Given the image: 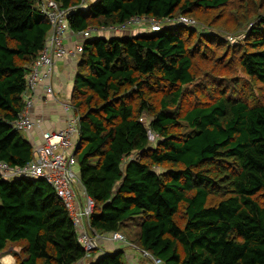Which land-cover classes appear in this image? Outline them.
<instances>
[{"label": "trees", "instance_id": "1", "mask_svg": "<svg viewBox=\"0 0 264 264\" xmlns=\"http://www.w3.org/2000/svg\"><path fill=\"white\" fill-rule=\"evenodd\" d=\"M54 1L67 11L66 45H83L71 102L92 228L123 233L162 264H264V0ZM42 3L0 0V163L11 166L34 156L13 123L53 30ZM138 16L191 17L214 32L176 23L81 34ZM9 247L16 264L88 256L43 179L0 178V258ZM124 257L117 247L89 264H129Z\"/></svg>", "mask_w": 264, "mask_h": 264}, {"label": "built area", "instance_id": "2", "mask_svg": "<svg viewBox=\"0 0 264 264\" xmlns=\"http://www.w3.org/2000/svg\"><path fill=\"white\" fill-rule=\"evenodd\" d=\"M42 8L46 16L53 24V30L47 40L43 52L34 61L27 78V90L25 93V105L20 116L13 123L17 130L31 132L34 128L41 127L46 122L43 115L35 116L32 112L38 98L37 88L45 85L46 96L56 97L53 81L56 75V62L65 58L79 56L83 51L81 42L76 48L66 45L65 22L67 11L61 9L54 0H43ZM184 24L197 26L198 22L191 17H179L175 19L166 18L164 21L158 18L138 16L131 18L124 24L117 26H102L101 28H90L81 34L85 38L94 35L113 34L118 31H129L143 29L150 32H158L164 26L162 24ZM46 102V100H42ZM62 111L69 114L66 126L59 129H41L42 141L34 143L33 159L24 166H11L0 163V177L3 179L29 178L43 179L55 190L58 198L65 205L72 219L79 242L87 255L97 249L106 251L101 245L103 240L127 242L134 248L126 236L121 232H113L107 235L99 234L91 226V216L95 209L94 200L87 194L86 188L77 171V147L80 137V117L75 113L76 108L71 100H55ZM42 128V127H41ZM143 255L152 264H162L163 260L153 256L147 251Z\"/></svg>", "mask_w": 264, "mask_h": 264}, {"label": "crops", "instance_id": "3", "mask_svg": "<svg viewBox=\"0 0 264 264\" xmlns=\"http://www.w3.org/2000/svg\"><path fill=\"white\" fill-rule=\"evenodd\" d=\"M71 39L69 40V42ZM68 42V43H69ZM79 56L75 57H69L67 61L70 59V63L66 64L64 62V65H60V61H57L55 66H56V75H55V80L53 81L54 88H55V94L56 97H51L46 96L45 94V85L41 84L37 88V93H38V98L36 101V105L33 107L32 112L35 113V116H41L43 115L46 117V122L41 126L40 128H34L31 132H27V139L31 141L32 143H39L42 141V136H41V129L47 130V129H59L64 126H66V120L69 116V114H66L65 112L62 111L61 107L56 103L55 100H62V102L66 100H71L72 96V91H73V85H74V77H75V72L77 68V58ZM66 61V62H67ZM66 79L68 81L70 80L73 85L71 89L68 88ZM69 83V82H68ZM42 100H46V102H43ZM109 242V241H107ZM119 242V241H117ZM122 244V243H116L114 242L112 245L107 244L106 241H103V246H105V250L108 251H113L117 247H123L125 248V254L126 258L129 262V264H152V262H141V259L139 256L136 255V248L132 247L131 245ZM99 252V251H98ZM98 252L94 255H90L85 261L79 262L78 264H87V261L89 262H95L96 258H98ZM90 258V260H89ZM144 258V257H143ZM14 259L8 258V262H12Z\"/></svg>", "mask_w": 264, "mask_h": 264}, {"label": "rangeland", "instance_id": "4", "mask_svg": "<svg viewBox=\"0 0 264 264\" xmlns=\"http://www.w3.org/2000/svg\"><path fill=\"white\" fill-rule=\"evenodd\" d=\"M196 20V19H195ZM197 21V20H196ZM198 22V25L197 26H194V25H184V24H182V25H184V26H187V27H190V28H192V27H194L196 30H198V31H200V30H202L203 32H206V31H211L212 32V34H213V30L211 29V30H209L208 29V27L207 26H205V24L203 23V22H200L199 20L197 21ZM135 31H142V30H140V29H134ZM202 31H200V32H202ZM130 32H132V31H130ZM217 32H219V31H217ZM220 33L221 34H223V35H225V36H228V39L229 40H239V39H241L242 38V35H240V34H237V33H223V32H221L220 31ZM120 35H121V33H119ZM118 34V35H119ZM77 58V61H79V58L80 57H76ZM62 62H60V65H64V62L66 63V64H68V63H70V59L67 61V58H65V60H61ZM67 61V62H66ZM77 65H78V63H77ZM66 82H67V85H68V88L69 89H71V87H72V85H73V83L69 80L68 81V79H66ZM69 82V83H68ZM21 133V135L22 136H24V137H27V132H25V131H21L20 132ZM151 139L153 140L154 139V136H153V134L151 133ZM128 227H123L122 228V230H124V232L126 233V234H128V233H132L133 234V232L137 229V220H133V223H129L128 225H127ZM13 248L15 249V247H9L7 250V253L5 254V255H3L2 256V258H0V264H16V260H15V258H14V255H13ZM98 252V251H97ZM96 251H94L93 253H92V255L94 254H96L97 253ZM136 253V255L137 256H139L140 257V259H141V262H146V258H143V256L139 253V252H135ZM102 255V251L100 250L99 252H98V256L97 257H99V256H101ZM8 258H12V259H14V261L12 260V262L10 263V262H8L7 261V259ZM89 260H90V258H89ZM124 260L126 261V262H128L127 261V259H126V257H124ZM148 262H150V261H148ZM79 263V262H78ZM77 263V264H78ZM90 263V261L88 262L87 261V264H89Z\"/></svg>", "mask_w": 264, "mask_h": 264}, {"label": "clouds", "instance_id": "5", "mask_svg": "<svg viewBox=\"0 0 264 264\" xmlns=\"http://www.w3.org/2000/svg\"><path fill=\"white\" fill-rule=\"evenodd\" d=\"M0 178H1V177H0ZM1 179H3V178H1ZM16 179H17V178H16ZM7 180H8V179H7ZM11 180H14V179H11ZM64 206H65V205H64ZM103 241H104V240H103ZM103 241L101 242V245H102V246H103ZM80 244H81V243H80ZM129 245H130V244H129ZM81 246H82V245H81ZM103 247L105 248V246H103ZM83 249H84V248H83ZM136 249L139 250V248H137V247H136ZM100 250L102 251V249H100V248L97 249V250H94V251L97 252V251H100ZM94 251H93V252H94ZM140 251L142 252L141 255L143 256V251H144V250L140 249ZM93 252H91V253L86 257V259H87V258H88ZM103 252H104V251H102V253H103ZM80 262H81V261H80ZM82 262H84V261H82Z\"/></svg>", "mask_w": 264, "mask_h": 264}, {"label": "bare ground", "instance_id": "6", "mask_svg": "<svg viewBox=\"0 0 264 264\" xmlns=\"http://www.w3.org/2000/svg\"><path fill=\"white\" fill-rule=\"evenodd\" d=\"M93 27V26H92Z\"/></svg>", "mask_w": 264, "mask_h": 264}]
</instances>
